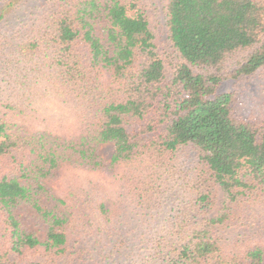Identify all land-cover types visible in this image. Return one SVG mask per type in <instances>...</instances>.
<instances>
[{"label": "trees", "instance_id": "1", "mask_svg": "<svg viewBox=\"0 0 264 264\" xmlns=\"http://www.w3.org/2000/svg\"><path fill=\"white\" fill-rule=\"evenodd\" d=\"M50 1L44 26L6 38L0 264H264V123L219 93L264 69V0H168L176 58L140 0ZM52 104L74 131L38 116Z\"/></svg>", "mask_w": 264, "mask_h": 264}, {"label": "rangeland", "instance_id": "2", "mask_svg": "<svg viewBox=\"0 0 264 264\" xmlns=\"http://www.w3.org/2000/svg\"><path fill=\"white\" fill-rule=\"evenodd\" d=\"M12 0H0V14L4 8L8 9ZM17 4L5 14V18L0 24V108L6 100L11 88L10 76L14 74L17 66V59L13 55L14 51L8 47L6 38L10 37L12 31L22 30L29 33L33 26H44L48 14L54 11L55 4L50 0H13ZM142 8L145 10L151 25V29L156 35V42L168 57L176 58L177 52L169 41L168 28L166 26V7L168 0H140ZM246 54L235 57L228 63L231 70L237 60L242 59ZM15 60V61H14ZM12 62V63H11ZM236 93L235 114L238 118L256 124L264 123V69L255 74L239 79H230L222 83L219 93ZM48 112L45 113L49 123L54 128L63 127L70 132L75 130V120L70 113L62 107L52 104ZM115 149L113 144L101 145L99 154L102 159L111 161ZM105 177V176H103ZM55 187L62 189L63 180L55 183ZM18 215L25 227L35 232L41 239L46 238L45 228L37 221V214L29 208L18 211Z\"/></svg>", "mask_w": 264, "mask_h": 264}]
</instances>
